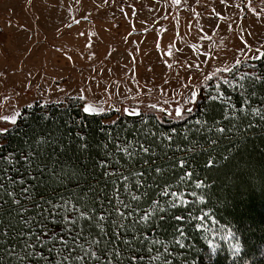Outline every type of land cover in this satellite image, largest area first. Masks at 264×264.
<instances>
[{"label": "trees", "instance_id": "obj_1", "mask_svg": "<svg viewBox=\"0 0 264 264\" xmlns=\"http://www.w3.org/2000/svg\"><path fill=\"white\" fill-rule=\"evenodd\" d=\"M240 65L180 118L24 107L0 135V264H264V58Z\"/></svg>", "mask_w": 264, "mask_h": 264}, {"label": "rangeland", "instance_id": "obj_2", "mask_svg": "<svg viewBox=\"0 0 264 264\" xmlns=\"http://www.w3.org/2000/svg\"><path fill=\"white\" fill-rule=\"evenodd\" d=\"M263 52L264 0H0V115L83 96L110 124L133 109L175 117Z\"/></svg>", "mask_w": 264, "mask_h": 264}, {"label": "snow or ice", "instance_id": "obj_3", "mask_svg": "<svg viewBox=\"0 0 264 264\" xmlns=\"http://www.w3.org/2000/svg\"><path fill=\"white\" fill-rule=\"evenodd\" d=\"M176 2L178 3L179 0H176ZM256 58H257V59L264 58V54H262L261 56H257ZM225 70L227 71V69H225ZM257 79H259V77H257ZM196 98H197L196 92L193 91V92H191L190 97L188 98V100L185 101V103L187 104V103H189V102H195ZM79 99L83 100L84 97H83V96H80ZM210 99H212V100H216L217 97L213 96V97H210ZM153 107H155V106H153ZM186 110H187L188 112H191V111H192L191 108H187ZM83 111H84L85 113H88V114H98L99 112H102L103 109H97V108L93 107L91 104H85V105L83 106ZM125 111L127 112V111H129V110H128V109H125ZM174 113H175V117H176V118H180L181 115H182L181 108H180V107H176V108L174 109ZM131 114H132V115H137L138 112H137V110H134V109H133V110H131ZM16 115H17V114H13V115H0V120L8 121V122L14 124V123L16 122ZM7 131H8L7 128H0V135H2L3 133H5V132H7ZM217 131L223 132L224 129L219 128V129H217ZM143 151L147 152L148 149H147V148H144ZM29 155H31V153H29ZM3 158H4L5 160H10V158H9L8 156H5V157H3ZM25 159L27 160V157H25ZM208 163L211 164L212 161L209 160ZM181 165H183V162H181ZM157 171L159 172L160 169H157ZM106 174H107V173H106ZM19 182H20L21 184H23V180H21V181H19ZM137 183H139V181H137ZM196 186H197V187H200V184L197 183ZM22 191L26 192L27 189H26V188H25V189H22ZM8 195H9V196H12L13 193L9 192ZM172 195H173V196H176L177 194H176V193H172ZM181 196H182V194H181ZM133 199H139V198H138V197H133ZM13 202H14V203H18V201H13ZM179 203H187V201L178 198L176 201L173 202L172 206L175 207V206H176L177 204H179ZM161 211H163V209H161ZM80 216H81V217H85L86 214H85L84 212H80ZM99 219H100V220H103L104 217L101 216V217H99ZM141 219H145V220H146V219H148V217L145 215V216H142ZM161 219H162V217H161ZM175 219H176L177 221H179V220L183 219V217H181V216H176ZM97 226L99 227V225H97ZM179 234H180L181 237L183 236V233H182V232L179 233ZM118 238H119V237H118ZM37 239H39V238H37ZM63 243H64L65 245H67V244H68V241L65 240V241H63ZM93 243H96V241L94 240ZM125 243L127 244L128 241L125 240ZM157 243H159V241H157ZM29 247H30V245H29ZM37 255H38V253H37ZM90 255H91L93 258L97 259V260L99 259V257L97 256V254H96L95 252H90ZM65 259H67V257H65ZM76 259L79 260L80 257L77 256Z\"/></svg>", "mask_w": 264, "mask_h": 264}, {"label": "crops", "instance_id": "obj_4", "mask_svg": "<svg viewBox=\"0 0 264 264\" xmlns=\"http://www.w3.org/2000/svg\"><path fill=\"white\" fill-rule=\"evenodd\" d=\"M22 14V21H18V15H21ZM13 18H17L16 20H17V23H15V24H18V23H22V24H24V20H25V18H26V12L24 11V10H19L18 12H16V17H13ZM8 26H9V24H8Z\"/></svg>", "mask_w": 264, "mask_h": 264}]
</instances>
